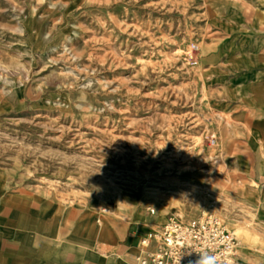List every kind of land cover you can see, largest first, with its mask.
<instances>
[{
  "label": "rangeland",
  "instance_id": "374dc122",
  "mask_svg": "<svg viewBox=\"0 0 264 264\" xmlns=\"http://www.w3.org/2000/svg\"><path fill=\"white\" fill-rule=\"evenodd\" d=\"M263 67L264 0H0V196L208 212L262 264Z\"/></svg>",
  "mask_w": 264,
  "mask_h": 264
},
{
  "label": "crops",
  "instance_id": "0c3cea01",
  "mask_svg": "<svg viewBox=\"0 0 264 264\" xmlns=\"http://www.w3.org/2000/svg\"><path fill=\"white\" fill-rule=\"evenodd\" d=\"M248 77V94L260 89L263 96L264 69L252 82ZM247 109V123L264 143V105ZM160 223L145 215L124 221L36 194L0 196V264H135L141 240Z\"/></svg>",
  "mask_w": 264,
  "mask_h": 264
},
{
  "label": "built area",
  "instance_id": "2783aa9c",
  "mask_svg": "<svg viewBox=\"0 0 264 264\" xmlns=\"http://www.w3.org/2000/svg\"><path fill=\"white\" fill-rule=\"evenodd\" d=\"M141 247L135 264H198L201 259L205 264H242L235 235L224 219L208 212L169 214L160 230L141 240Z\"/></svg>",
  "mask_w": 264,
  "mask_h": 264
},
{
  "label": "clouds",
  "instance_id": "9594fccd",
  "mask_svg": "<svg viewBox=\"0 0 264 264\" xmlns=\"http://www.w3.org/2000/svg\"><path fill=\"white\" fill-rule=\"evenodd\" d=\"M198 264H205V261L201 259Z\"/></svg>",
  "mask_w": 264,
  "mask_h": 264
},
{
  "label": "bare ground",
  "instance_id": "6f19581e",
  "mask_svg": "<svg viewBox=\"0 0 264 264\" xmlns=\"http://www.w3.org/2000/svg\"><path fill=\"white\" fill-rule=\"evenodd\" d=\"M155 211V210H154Z\"/></svg>",
  "mask_w": 264,
  "mask_h": 264
}]
</instances>
